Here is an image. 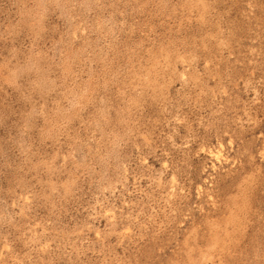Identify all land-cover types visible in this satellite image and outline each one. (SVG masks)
Here are the masks:
<instances>
[{
  "label": "rangeland",
  "instance_id": "rangeland-1",
  "mask_svg": "<svg viewBox=\"0 0 264 264\" xmlns=\"http://www.w3.org/2000/svg\"><path fill=\"white\" fill-rule=\"evenodd\" d=\"M0 264H264V0H0Z\"/></svg>",
  "mask_w": 264,
  "mask_h": 264
}]
</instances>
